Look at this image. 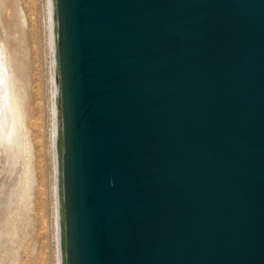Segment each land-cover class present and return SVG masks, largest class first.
Returning <instances> with one entry per match:
<instances>
[{"label":"water","instance_id":"95a60500","mask_svg":"<svg viewBox=\"0 0 264 264\" xmlns=\"http://www.w3.org/2000/svg\"><path fill=\"white\" fill-rule=\"evenodd\" d=\"M59 264H264V0H47Z\"/></svg>","mask_w":264,"mask_h":264},{"label":"rangeland","instance_id":"374dc122","mask_svg":"<svg viewBox=\"0 0 264 264\" xmlns=\"http://www.w3.org/2000/svg\"><path fill=\"white\" fill-rule=\"evenodd\" d=\"M49 30L47 0H0V61L16 120L0 137V264L59 263Z\"/></svg>","mask_w":264,"mask_h":264},{"label":"bare ground","instance_id":"6f19581e","mask_svg":"<svg viewBox=\"0 0 264 264\" xmlns=\"http://www.w3.org/2000/svg\"><path fill=\"white\" fill-rule=\"evenodd\" d=\"M50 31V30H49ZM51 42V40H50ZM52 49V46H50ZM2 51V46L0 44V54ZM52 51V50H51ZM50 51V53H52ZM52 58V57H51ZM53 63V62H52ZM53 65V64H52ZM53 67V66H52ZM53 70V69H52ZM52 80H53V73H52ZM5 80H6V65L4 62L0 61V137L10 136L13 132V123L16 121L13 110L10 107L8 99L6 97L5 91ZM51 80V81H52ZM53 83V82H52ZM53 96V95H52ZM53 105V104H52ZM54 107V106H53ZM53 110V108H52ZM54 113V112H53ZM54 115V114H53ZM53 118V117H52ZM54 121V120H53ZM13 127V128H12ZM54 128V126H53ZM12 136V135H11ZM10 138V137H9ZM12 140L9 139V141ZM5 140H3L4 142ZM53 146V145H52ZM55 168V167H54ZM55 194H56V219H57V238H58V251H59V263H60V248H61V228H60V220H59V213H58V203H57V191H56V179H55ZM58 263V264H59Z\"/></svg>","mask_w":264,"mask_h":264}]
</instances>
